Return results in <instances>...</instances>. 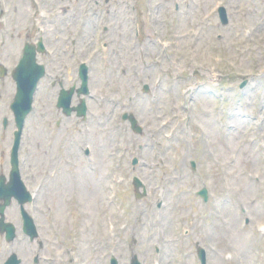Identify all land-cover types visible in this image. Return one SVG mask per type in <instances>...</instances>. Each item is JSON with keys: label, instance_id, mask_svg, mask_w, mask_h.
Wrapping results in <instances>:
<instances>
[{"label": "rangeland", "instance_id": "374dc122", "mask_svg": "<svg viewBox=\"0 0 264 264\" xmlns=\"http://www.w3.org/2000/svg\"><path fill=\"white\" fill-rule=\"evenodd\" d=\"M149 1L0 0V62L9 71L17 65L26 41L45 34L48 46L39 57L47 65V77L26 121L20 152L22 164L36 161L41 170L37 183L44 185L42 201H53L64 227L47 236L48 229L41 223L40 240L45 247L40 255L49 260L43 264H71L73 238L87 248L80 255L84 264H107L112 254L120 264H129L134 253L142 264H200L196 244L207 250L208 264H264V235L256 231L261 241L252 237V231L264 223V0H186L192 4L188 14L199 12L204 29V50L194 56L181 43L183 29L189 25L185 9L175 13L170 0L164 32L155 33L152 42L146 37ZM217 3L228 10L226 27L212 14ZM133 5L138 7L133 12L137 16L133 37L140 31L135 44L129 35ZM217 34L222 36L219 42L205 52V45L217 40ZM81 62L90 67L89 129L75 118L62 117L56 108L59 87L52 86L53 80H62L66 86L79 84ZM244 80L247 85L241 90ZM145 84L150 87L147 94ZM214 88L249 108L254 114L249 115L258 119L251 131V121L242 116L243 106L225 101V109L218 107ZM14 95L9 73L0 78V175L9 168ZM123 112L134 113L144 128L142 135L134 134L121 120ZM237 112L242 120L235 115L238 124L230 130L226 124H234L230 117ZM84 129L94 133L91 141L100 169L90 173L84 165L77 167L83 183L79 197H74V179L66 160L75 163L77 149L85 140ZM229 136V142L223 140ZM135 154L141 161L137 173L130 167ZM192 161L197 165L195 172ZM120 162L116 207L108 202L107 196L114 194L108 186L113 174L108 172L117 170ZM46 165L56 171L55 177L49 178ZM100 171L97 179L94 174ZM134 174L146 183L148 196L143 200L134 198ZM29 181L34 191V180ZM202 187L209 190V205L196 195ZM159 201L164 204L162 210L157 209ZM7 212V218L18 224L16 209L10 207ZM107 224L114 235L103 229ZM184 226L190 229L187 238L181 237ZM62 243L61 253L50 246ZM28 247L23 235L13 243L0 235V264L11 253L25 256L26 264H32Z\"/></svg>", "mask_w": 264, "mask_h": 264}, {"label": "water", "instance_id": "95a60500", "mask_svg": "<svg viewBox=\"0 0 264 264\" xmlns=\"http://www.w3.org/2000/svg\"><path fill=\"white\" fill-rule=\"evenodd\" d=\"M26 62L29 64L30 68L25 72L20 70L19 72V76H17L18 79H21L20 77H25L29 74V71L32 72H36L38 73V67L35 64V59H34V54L30 53L29 56L27 55L25 57ZM32 76V75H31ZM30 78V77H29ZM84 81H86V76H83ZM21 84V88L19 91V95H18V100H17V105H18V115H23L24 114V109H27L29 107V101L35 86V81L31 82V81H25V80H21L20 81ZM69 97L65 98V101H68Z\"/></svg>", "mask_w": 264, "mask_h": 264}, {"label": "bare ground", "instance_id": "6f19581e", "mask_svg": "<svg viewBox=\"0 0 264 264\" xmlns=\"http://www.w3.org/2000/svg\"><path fill=\"white\" fill-rule=\"evenodd\" d=\"M87 181H88V191L89 193H92L94 191L93 188L89 189V185L91 184V182L89 181V179H87Z\"/></svg>", "mask_w": 264, "mask_h": 264}]
</instances>
